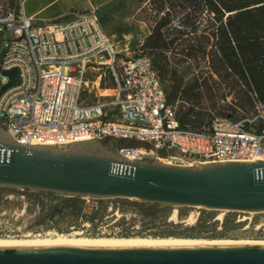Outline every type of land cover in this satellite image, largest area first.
Segmentation results:
<instances>
[{
	"label": "built area",
	"instance_id": "obj_1",
	"mask_svg": "<svg viewBox=\"0 0 264 264\" xmlns=\"http://www.w3.org/2000/svg\"><path fill=\"white\" fill-rule=\"evenodd\" d=\"M10 35L0 42V87L6 70H19V84L0 96V121L19 143L66 145L115 138L151 145L149 152H177L183 165L255 161L264 157V129L247 126L258 115L215 117L201 130L182 128L168 104L160 77L144 53L118 49L106 36L96 9L64 23L26 16L22 3L0 12ZM112 82L110 94L98 93ZM102 98V99H101ZM129 159L147 154L132 145L117 147ZM145 159V158H144Z\"/></svg>",
	"mask_w": 264,
	"mask_h": 264
},
{
	"label": "water",
	"instance_id": "obj_2",
	"mask_svg": "<svg viewBox=\"0 0 264 264\" xmlns=\"http://www.w3.org/2000/svg\"><path fill=\"white\" fill-rule=\"evenodd\" d=\"M4 73L9 81L0 96L20 82L17 68ZM111 140L32 145L0 131V186L67 197L128 198L146 206L264 211V160L182 165L129 159ZM0 264H264V245L0 248Z\"/></svg>",
	"mask_w": 264,
	"mask_h": 264
},
{
	"label": "rangeland",
	"instance_id": "obj_3",
	"mask_svg": "<svg viewBox=\"0 0 264 264\" xmlns=\"http://www.w3.org/2000/svg\"><path fill=\"white\" fill-rule=\"evenodd\" d=\"M153 0H108L98 10L106 36L118 48L127 45L132 55L148 54L166 92L175 85L180 93L171 104L177 115L187 107L203 115V122L210 124L215 117L228 116L234 119L252 118L253 103H243L245 95L235 91L220 78L210 62V42L200 32L195 34L169 32L165 28L162 38H146L154 23ZM16 9V0H0V12ZM180 17V16H179ZM175 18L171 27H179ZM205 21H202L204 25ZM10 31L0 24V39L3 41ZM158 45L157 47H155ZM151 46V47H149ZM166 57V58H165ZM206 78V79H204ZM215 80V81H212ZM195 81L199 87H190ZM112 82L100 85L98 93L110 94ZM201 92V93H200ZM200 93V94H199ZM102 99V98H101ZM244 104V106H240ZM4 125L0 121V131ZM251 129H254L251 126ZM122 144L132 145L146 151L145 159L170 164H180L177 152L162 149L149 152L151 145L143 142L118 140L113 148ZM63 146V145H58ZM183 165V164H182ZM195 165V164H192ZM21 188L0 186V240L45 238L57 234L71 235L80 232L88 238H180L198 240H263L264 211H227L205 209L196 206L160 205L154 217H144L137 207L145 204L128 198L79 197L81 215L69 211L46 217V208L54 203L50 195L38 194ZM54 195V194H53ZM94 215L89 221L84 215ZM128 237V238H127Z\"/></svg>",
	"mask_w": 264,
	"mask_h": 264
},
{
	"label": "trees",
	"instance_id": "obj_4",
	"mask_svg": "<svg viewBox=\"0 0 264 264\" xmlns=\"http://www.w3.org/2000/svg\"><path fill=\"white\" fill-rule=\"evenodd\" d=\"M153 4L154 23L146 42L150 38L160 40L163 30L169 27L170 31L178 33L200 32L210 42V62L220 81L242 92L245 95L243 103H253L254 113L250 117L259 114L255 108L256 102L261 103L264 110V0H153ZM177 17L180 19L179 27H171ZM202 21H205L204 25ZM144 54L150 58L156 70L157 59L152 61L148 54ZM161 84L168 104H173L181 92L180 86L175 85L167 93L162 81ZM189 86L199 87L201 83L195 81ZM240 106L244 104L240 102ZM177 118L182 128L201 130L209 125L205 126L202 113L195 111L193 106L180 112ZM247 126H253L255 132L261 133L264 120L258 116ZM45 195L52 196L54 200L45 209L46 217L51 219L65 211L82 216L79 197ZM137 210L144 217H154L159 211L156 206L137 207ZM84 216L89 221L94 219L93 214Z\"/></svg>",
	"mask_w": 264,
	"mask_h": 264
},
{
	"label": "bare ground",
	"instance_id": "obj_5",
	"mask_svg": "<svg viewBox=\"0 0 264 264\" xmlns=\"http://www.w3.org/2000/svg\"><path fill=\"white\" fill-rule=\"evenodd\" d=\"M256 159L264 160L258 156ZM128 238V237H127ZM230 244H255L264 245L263 240H198L178 238H88L74 232L71 235L57 234L33 239L0 240V248H38L50 246H83V247H167V246H196V245H230Z\"/></svg>",
	"mask_w": 264,
	"mask_h": 264
},
{
	"label": "crops",
	"instance_id": "obj_6",
	"mask_svg": "<svg viewBox=\"0 0 264 264\" xmlns=\"http://www.w3.org/2000/svg\"><path fill=\"white\" fill-rule=\"evenodd\" d=\"M106 1L108 0H16V7L22 3L26 16L35 17L44 24H51L74 20L90 9H96L98 13Z\"/></svg>",
	"mask_w": 264,
	"mask_h": 264
},
{
	"label": "flooded vegetation",
	"instance_id": "obj_7",
	"mask_svg": "<svg viewBox=\"0 0 264 264\" xmlns=\"http://www.w3.org/2000/svg\"><path fill=\"white\" fill-rule=\"evenodd\" d=\"M5 127V126H4ZM109 140H111L110 138H106V139H104V141H109ZM111 142L113 143V142H115V141H112L111 140Z\"/></svg>",
	"mask_w": 264,
	"mask_h": 264
}]
</instances>
